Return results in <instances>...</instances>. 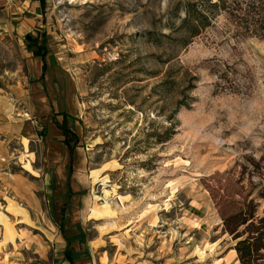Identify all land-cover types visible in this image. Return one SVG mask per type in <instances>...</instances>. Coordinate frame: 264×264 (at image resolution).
<instances>
[{"label": "rangeland", "instance_id": "rangeland-1", "mask_svg": "<svg viewBox=\"0 0 264 264\" xmlns=\"http://www.w3.org/2000/svg\"><path fill=\"white\" fill-rule=\"evenodd\" d=\"M237 234L264 264V0H0V264H241Z\"/></svg>", "mask_w": 264, "mask_h": 264}, {"label": "trees", "instance_id": "trees-1", "mask_svg": "<svg viewBox=\"0 0 264 264\" xmlns=\"http://www.w3.org/2000/svg\"><path fill=\"white\" fill-rule=\"evenodd\" d=\"M40 3H41V7L44 8L45 0H40ZM212 5L215 6L216 8H221L219 2L217 1L212 2ZM213 15L214 13L212 14L211 12L210 14V12H207L205 8H203V6L198 5L196 2H188L185 8V15L181 18V22L176 26L175 29L182 31L185 35L189 37H194L200 34L203 29H205L208 25L211 24ZM163 35H167V34L163 32ZM26 38L28 39V48L32 50L33 54L41 56L44 59L43 73L41 76V78H43L48 67L47 61L45 59L46 54L48 53L49 50L47 46L48 36L45 31L42 33L41 38L39 35L35 36L30 32H28L26 34ZM58 114H63L64 116L62 121L57 119L56 123L62 129L64 134L63 141L66 143V145L69 148L70 170L68 174V183H70L71 174L73 171L75 148H76V144L73 141L78 139V134L69 125L68 122L69 115L72 117L74 116L65 110L56 111L55 116ZM45 132H46V127H44L42 130V133ZM69 194L71 195V189ZM240 236L242 235L237 234L235 236V238H238L235 244V248L237 250L241 264H257L254 257V249L251 239L249 237H240Z\"/></svg>", "mask_w": 264, "mask_h": 264}, {"label": "crops", "instance_id": "crops-1", "mask_svg": "<svg viewBox=\"0 0 264 264\" xmlns=\"http://www.w3.org/2000/svg\"><path fill=\"white\" fill-rule=\"evenodd\" d=\"M35 56H38V55H35ZM44 79H45V78H44ZM65 111H66V110H65ZM67 112H68V111H67ZM59 115L62 116V118L60 119V121H62L63 118H64V116H63V114H58L57 116H59ZM70 117H72V116L69 115V117H68V122H69V118H70ZM58 120H59V119H58ZM69 125H70V122H69ZM70 126H71V125H70ZM61 130H62V129H61ZM26 164L29 166V161H27Z\"/></svg>", "mask_w": 264, "mask_h": 264}]
</instances>
